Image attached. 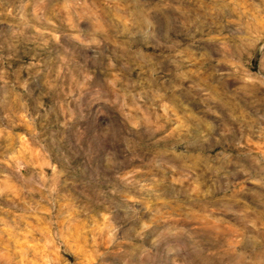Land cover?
Returning a JSON list of instances; mask_svg holds the SVG:
<instances>
[{
  "label": "rangeland",
  "instance_id": "rangeland-1",
  "mask_svg": "<svg viewBox=\"0 0 264 264\" xmlns=\"http://www.w3.org/2000/svg\"><path fill=\"white\" fill-rule=\"evenodd\" d=\"M0 264H264V0H0Z\"/></svg>",
  "mask_w": 264,
  "mask_h": 264
}]
</instances>
